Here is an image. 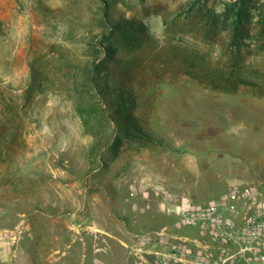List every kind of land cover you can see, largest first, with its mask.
Here are the masks:
<instances>
[{
	"label": "rangeland",
	"instance_id": "1",
	"mask_svg": "<svg viewBox=\"0 0 264 264\" xmlns=\"http://www.w3.org/2000/svg\"><path fill=\"white\" fill-rule=\"evenodd\" d=\"M108 1L111 21L136 19L153 38L118 45L103 99L86 79L107 44L102 0H0V264H143L134 248L152 231L202 235L163 202L264 185L253 25L239 53L197 10L229 0Z\"/></svg>",
	"mask_w": 264,
	"mask_h": 264
},
{
	"label": "built area",
	"instance_id": "2",
	"mask_svg": "<svg viewBox=\"0 0 264 264\" xmlns=\"http://www.w3.org/2000/svg\"><path fill=\"white\" fill-rule=\"evenodd\" d=\"M161 206L177 228H197L202 235L152 231L134 248L143 264L145 255L152 256L151 264H264V185L233 186L209 204L182 199Z\"/></svg>",
	"mask_w": 264,
	"mask_h": 264
},
{
	"label": "trees",
	"instance_id": "3",
	"mask_svg": "<svg viewBox=\"0 0 264 264\" xmlns=\"http://www.w3.org/2000/svg\"><path fill=\"white\" fill-rule=\"evenodd\" d=\"M226 2L221 12L210 9L207 5L198 7V14L209 21V25L222 26L223 30L229 31L232 37V44L236 45L237 51H241L245 38L250 36V25H253V36L262 48H264V0H229ZM103 11L109 25L108 35L105 37L106 45L102 44L104 58L96 56L93 60V66L86 74V79L91 83L92 87L98 91L101 98H106L104 84L101 82V75L104 70H108V58L113 59L118 52V45L123 48L133 50L143 46L146 42L153 38L146 24L136 20H120L111 21L109 19V9L111 5L108 0H102ZM194 7V6H193ZM192 7V8H193ZM99 53V51H96ZM234 59H239V54L234 55ZM234 67V66H233ZM227 78L228 85L236 87L231 78L235 76L233 70L223 72L222 75ZM229 90V89H226ZM120 114L121 112L118 111ZM124 119V118H123ZM126 119V118H125ZM127 121V120H126ZM117 125L120 127V123ZM128 136L132 134L128 131L124 132Z\"/></svg>",
	"mask_w": 264,
	"mask_h": 264
},
{
	"label": "crops",
	"instance_id": "4",
	"mask_svg": "<svg viewBox=\"0 0 264 264\" xmlns=\"http://www.w3.org/2000/svg\"><path fill=\"white\" fill-rule=\"evenodd\" d=\"M69 256H71V254H69V252H63V253H61V256L58 257V259L61 260L62 258H64L65 260H67ZM41 259H45V258L40 256L38 260H41ZM69 259H71V257H69Z\"/></svg>",
	"mask_w": 264,
	"mask_h": 264
}]
</instances>
